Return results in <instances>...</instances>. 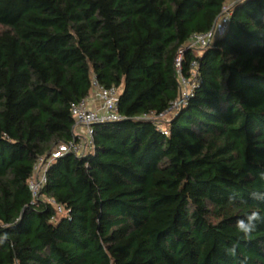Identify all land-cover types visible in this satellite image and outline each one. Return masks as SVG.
<instances>
[{"label":"trees","instance_id":"16d2710c","mask_svg":"<svg viewBox=\"0 0 264 264\" xmlns=\"http://www.w3.org/2000/svg\"><path fill=\"white\" fill-rule=\"evenodd\" d=\"M93 82L121 118L52 157ZM261 174L264 0H0V264H264Z\"/></svg>","mask_w":264,"mask_h":264},{"label":"built area","instance_id":"2783aa9c","mask_svg":"<svg viewBox=\"0 0 264 264\" xmlns=\"http://www.w3.org/2000/svg\"><path fill=\"white\" fill-rule=\"evenodd\" d=\"M237 0H232L235 2ZM230 7V4H226L223 7V13L216 19L215 24L212 30L203 34H196L190 38L187 42V47H192L197 51H200L206 47L211 41L212 37L216 34H220L224 31V28L227 23V11ZM181 56L176 58V67L180 65ZM194 63V62H193ZM180 81L184 84L187 82L184 78L180 76ZM94 83V87L90 94L78 102H73L70 104V112L74 120V125L72 128L73 134L75 137L79 138V141H70L67 143H59L57 149L52 153V157L61 156L66 152L72 151L77 154H81L86 148L89 147L92 142V125L96 123L115 121L121 118L117 112V101L118 93L112 88H103ZM181 90V89H180ZM190 94L189 90L179 91V96L171 106L167 109L166 112L157 115V119L165 117L178 105L185 103L187 96ZM94 98H97L100 101V105L91 106L90 101H94ZM166 133V131H163ZM39 167V169H38ZM44 169L41 168V163H36L35 173L36 176L30 182L31 189L33 194L38 192L41 182L44 180Z\"/></svg>","mask_w":264,"mask_h":264},{"label":"clouds","instance_id":"9594fccd","mask_svg":"<svg viewBox=\"0 0 264 264\" xmlns=\"http://www.w3.org/2000/svg\"><path fill=\"white\" fill-rule=\"evenodd\" d=\"M262 178H264V174H261ZM252 197L256 200L264 201V192H253L251 193ZM230 201L235 200V196H231ZM258 222H264V217L260 215L259 210H253L250 213L245 215L244 219H239L236 222V228L240 233L244 234V237L247 238L250 236L257 228ZM237 245L233 244L228 252L230 254H235Z\"/></svg>","mask_w":264,"mask_h":264},{"label":"rangeland","instance_id":"374dc122","mask_svg":"<svg viewBox=\"0 0 264 264\" xmlns=\"http://www.w3.org/2000/svg\"><path fill=\"white\" fill-rule=\"evenodd\" d=\"M196 52H197V50H196ZM190 85H191V80H188L184 84L180 81V89H181L180 92L184 91V90H189L190 89ZM93 102L96 104L95 106L100 105V101H98L97 98H94ZM168 116H169V113L163 118L166 119ZM38 169H39V167H38ZM36 174H37V172H36ZM36 174H35V176H36Z\"/></svg>","mask_w":264,"mask_h":264},{"label":"crops","instance_id":"0c3cea01","mask_svg":"<svg viewBox=\"0 0 264 264\" xmlns=\"http://www.w3.org/2000/svg\"><path fill=\"white\" fill-rule=\"evenodd\" d=\"M91 106H95L96 104L93 101H90L89 103Z\"/></svg>","mask_w":264,"mask_h":264}]
</instances>
